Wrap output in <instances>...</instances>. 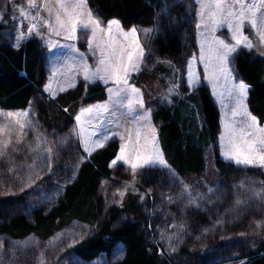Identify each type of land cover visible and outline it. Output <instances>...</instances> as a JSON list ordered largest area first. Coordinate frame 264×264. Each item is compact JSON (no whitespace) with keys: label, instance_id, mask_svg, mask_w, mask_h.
<instances>
[{"label":"rangeland","instance_id":"rangeland-1","mask_svg":"<svg viewBox=\"0 0 264 264\" xmlns=\"http://www.w3.org/2000/svg\"><path fill=\"white\" fill-rule=\"evenodd\" d=\"M86 2L87 10L103 26L116 20L125 32L133 28L137 30L144 48V58L140 70L132 72L128 83L139 90L144 107L140 109L137 105V112L133 115L146 113L149 116V120L141 123H150L155 128L158 148L165 162L166 157L157 136L159 125L153 121V114L160 105L173 106L206 89L219 113V129L213 144L205 151V169L201 174L180 176L168 165L163 167L159 164H146L133 174L132 169L123 161L112 164L116 160V154L110 162V179L101 180V218L110 217V209L121 208L126 202L133 204L134 208L143 205L142 213L144 212L145 223L148 224L147 241L157 247L164 260L167 259L166 264H170V259L176 264H243L245 256L264 244V196L256 195L264 193V168L238 166L233 161L225 160L221 155L220 137L225 132V125L230 124L233 119L231 108L235 100L229 96L228 90L243 82L236 69V57L241 51H245L264 59V46L257 42L251 50L239 48L232 54L229 58L232 72L230 81L223 78L218 81L205 79L210 73L205 72L204 65L198 60L194 70L199 81L190 88L188 62L193 55L200 56L201 45L207 49L214 38L226 41L230 38L226 28L215 33H212L210 27L197 29L199 6L196 0H152L159 8L157 23L150 27H124L118 19L103 20L90 7L88 0ZM21 8H28L27 0H0L1 33L3 39L14 48L32 38L40 42L42 56L39 65V93L42 98L33 97L26 109L0 108L5 113L29 111L33 124V127L25 130L22 143H13L12 147L18 150L12 151L10 147L8 154L0 159V223L18 213L32 221L35 211H49L60 200L62 188L76 176L81 162L87 161L94 153L114 141L119 140L122 145L126 140L121 141L119 134L124 133L125 128L136 126L130 123L132 116L127 114V109L116 103L119 98L108 91L109 88L115 89V84H105L99 80L88 83L82 75L65 71L66 62L75 54L60 45L74 43L88 65L96 64L98 54L94 56L89 51L87 39L82 37L76 41H67L55 35L49 37L48 30L44 27L39 28L41 34L29 33L27 29L31 21L20 15ZM41 15L47 16L48 13L43 11ZM201 31L203 36L200 35ZM244 31L251 35L247 26ZM173 37L180 43L178 53H161L160 46L170 42ZM49 41H55L57 46L53 47ZM72 75L75 76V86L69 87ZM49 84L51 90L45 91ZM91 87H98L103 96L96 98L94 102L84 103L83 98L88 95ZM61 88L65 90L61 91ZM77 90L80 93L75 101L78 108L75 106L73 109L77 112L72 113L75 114L73 123L55 130L41 115V99L45 104L58 100L67 102ZM248 92L249 86L245 101L247 110L259 122V126L264 127V121H260L248 109ZM73 99L75 98H71ZM105 105L108 106V111H104ZM88 108L99 109L82 117L80 122L86 129L85 136L94 130L93 126L96 128L97 134L91 136L89 147H95L92 141L101 134L110 137L103 147H95L91 155L85 151V145L81 142L80 125L76 120L77 115ZM47 149H51V152ZM120 153L121 148L118 155ZM121 192L123 196L119 194ZM237 201L241 203L237 204ZM135 219L136 216L131 217V220ZM91 231L90 225L73 222L54 232L47 240L33 235L24 239L0 235V242L3 243L0 264H41V261L43 264H115L124 257L125 249L121 243L114 246L109 257L102 252L91 261H85L72 253V247ZM195 246L203 253L208 250L209 255L203 257V260L197 258Z\"/></svg>","mask_w":264,"mask_h":264},{"label":"trees","instance_id":"trees-1","mask_svg":"<svg viewBox=\"0 0 264 264\" xmlns=\"http://www.w3.org/2000/svg\"><path fill=\"white\" fill-rule=\"evenodd\" d=\"M88 2L101 19H118L124 27H150L157 23L159 7L152 0ZM1 30L0 24V108L26 109L33 97L42 98L39 93L41 45L36 38H32L14 48L3 39ZM179 48L180 43L174 37L160 46L161 53L168 55L178 53ZM236 69L243 82L249 86L248 109L260 121H264V59L241 51L236 57ZM79 93L77 90L70 95L67 102L58 100L45 104L41 99V115L55 130L73 123L75 114L72 113L77 112L73 109L75 106L78 108L75 101ZM101 96L103 93L98 87H91L83 101L94 102ZM153 121L159 125L157 136L167 165L180 176L203 173L205 151L213 144L219 129V113L207 90L188 97L186 101H178L173 106L160 105L153 114ZM117 151L118 144L112 143L81 162L76 176L64 186L61 198L54 207L49 211H35L32 221L20 213L8 217L0 223V235L13 239L33 235L47 240L70 223L87 224L92 227V231L71 249L83 260L91 261L102 252L109 257L114 246L121 243L125 255L115 264H166L167 259L164 260L157 247L147 241L148 224L142 213L143 205L134 208L133 204L126 202L121 208L110 209V217L101 218V180L110 179V162L116 157ZM133 216H136L135 220H131ZM195 248L197 258L203 260L209 255L208 250L203 253L199 247ZM245 258L243 264H264V244ZM169 261L170 264H176L172 259Z\"/></svg>","mask_w":264,"mask_h":264},{"label":"snow or ice","instance_id":"snow-or-ice-1","mask_svg":"<svg viewBox=\"0 0 264 264\" xmlns=\"http://www.w3.org/2000/svg\"><path fill=\"white\" fill-rule=\"evenodd\" d=\"M196 3L199 6L197 29L210 27L212 33H215L221 28H226L230 38L227 41L214 38L207 49L203 44L201 45L200 56L193 55L188 62L190 88L199 81V76L194 70L198 60L204 65L205 72L210 73L205 76V79L218 81L223 78L225 81H230L232 72L229 68V58L232 54L239 48L251 50L257 42L260 46H264V0H196ZM27 5V9L21 8L19 11L25 20L31 21L27 29L29 33L41 34L39 28L44 27L47 28L49 37L55 35L67 41H76L83 37L87 39L89 51L94 56L98 54L96 64L90 66L74 43L60 45L75 54L66 62L67 73L82 75L88 83L99 80L105 84L112 82L116 85L115 89L109 88L108 91L119 98L116 103L127 109V114L132 116L130 123L136 126L125 128V132L119 134L121 141L126 140V142L121 145V153L112 164L123 161L132 169L133 174L146 164L167 167L158 148L155 128L150 123L147 125L141 123L149 120V116L146 113L133 115L137 112V105L140 109L144 107L139 90L128 83L132 72L140 70L144 58V48L137 36V30L133 28L125 32L116 20L111 21L106 27L103 26L99 19L87 10L86 0H27ZM43 11H47L48 15H41ZM246 26L250 29L251 35L245 34ZM200 35H204L203 31ZM49 43L53 47L57 46L55 41H49ZM55 74L54 72L53 75ZM74 80L75 76H70L69 87L75 86ZM247 89L248 86L241 82L228 90L235 104L231 108L233 119L230 124L225 125V132L220 137L221 155L225 160L233 161L238 166L264 168V127L259 126V122L247 110L245 103ZM50 90L49 84L45 91ZM103 109L108 111V106H103ZM93 111H99V109H84L76 117L80 125L81 142L89 155L95 147H103L106 140L110 138L106 134H101L98 139L92 141L95 147H89L91 136L97 134L96 128L93 126L94 130L85 136L86 129L80 122L82 117L90 115ZM237 117L240 119H236ZM31 127L33 124L29 111L6 113L0 111V137H3L0 139V159L8 154V149L13 143L23 142L25 130ZM145 128L147 131H144ZM17 150L12 147V151ZM47 151L50 153L51 149ZM119 194L123 196V192ZM256 195L264 196V193ZM239 203L241 202L237 201V204ZM0 249H3L2 242H0Z\"/></svg>","mask_w":264,"mask_h":264},{"label":"crops","instance_id":"crops-1","mask_svg":"<svg viewBox=\"0 0 264 264\" xmlns=\"http://www.w3.org/2000/svg\"><path fill=\"white\" fill-rule=\"evenodd\" d=\"M76 138V137H75ZM114 143L118 144V151H117V156L119 154V151H120V148H121V144H120V141L117 140V141H114ZM105 148V147H104Z\"/></svg>","mask_w":264,"mask_h":264},{"label":"bare ground","instance_id":"bare-ground-1","mask_svg":"<svg viewBox=\"0 0 264 264\" xmlns=\"http://www.w3.org/2000/svg\"><path fill=\"white\" fill-rule=\"evenodd\" d=\"M151 29V28H150ZM222 37V36H221ZM195 38V37H194ZM52 102V101H51ZM82 102V101H81ZM62 190H63V188H62ZM19 242V241H18Z\"/></svg>","mask_w":264,"mask_h":264}]
</instances>
